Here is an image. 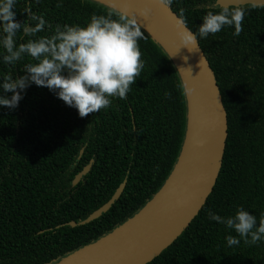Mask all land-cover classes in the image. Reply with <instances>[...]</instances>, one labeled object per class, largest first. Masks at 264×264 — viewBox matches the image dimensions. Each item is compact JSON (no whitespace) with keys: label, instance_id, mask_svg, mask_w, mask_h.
<instances>
[{"label":"trees","instance_id":"16d2710c","mask_svg":"<svg viewBox=\"0 0 264 264\" xmlns=\"http://www.w3.org/2000/svg\"><path fill=\"white\" fill-rule=\"evenodd\" d=\"M29 5L46 21L38 37H50L57 25L86 26L93 14L116 12L91 0H16L17 22L38 23L24 12ZM215 5L173 0L170 8L179 18L183 10L187 28L198 33L207 12L218 11ZM239 6L247 10L239 36L234 26H225L198 37L227 120L216 182L188 227L147 264H264V240L248 245L241 239L229 247L226 237L237 236L235 231L208 216H233L240 207L257 224L264 216V6ZM141 31L144 68L126 99L112 98L107 109L80 118L56 93L33 83L15 110L0 106V264H53L69 256L131 218L168 178L185 136L186 102L172 62ZM34 38L21 30L17 45ZM4 54L0 46V82L5 75H24L30 58L6 65ZM123 182L107 212L79 224Z\"/></svg>","mask_w":264,"mask_h":264},{"label":"clouds","instance_id":"9594fccd","mask_svg":"<svg viewBox=\"0 0 264 264\" xmlns=\"http://www.w3.org/2000/svg\"><path fill=\"white\" fill-rule=\"evenodd\" d=\"M159 3L169 9L173 0H159ZM15 5L16 0H0V46L6 53L3 62L15 65L25 57L30 58V62L24 66V75L3 77L0 82V106L15 110L23 99L21 93L33 83L56 93L67 106L77 109L80 118L107 109L112 98H127L144 68L139 41L145 35L135 15L112 11L93 14L86 26L57 25L50 37H38L37 34L45 28L44 18L33 14L29 5L24 12L28 14L29 21L38 23L32 26L17 22ZM215 6L218 11L207 12L198 33L187 28L181 10L177 19L180 48L198 52V37L215 35L225 26H234L233 34L240 35L247 10L241 6ZM149 12L150 9L145 8L140 14L147 16ZM21 30L25 36L35 38L17 45V33ZM185 91L191 92V89ZM8 93L12 95L9 97ZM165 97L171 98V93L166 92ZM208 216L210 220L235 231L237 236L226 237L229 247L238 246L241 239L248 245L264 240V216L257 224V218L243 207L238 208L233 216L221 217L212 212Z\"/></svg>","mask_w":264,"mask_h":264},{"label":"water","instance_id":"95a60500","mask_svg":"<svg viewBox=\"0 0 264 264\" xmlns=\"http://www.w3.org/2000/svg\"><path fill=\"white\" fill-rule=\"evenodd\" d=\"M91 1L116 12L135 15L141 29L166 53L182 85L187 109L186 131L177 161L157 193L113 231L53 264H147L180 236L211 193L225 148L226 113L215 75L201 47L198 52L180 48L179 17L171 8L165 9L159 0ZM227 2V6H264V0ZM145 8L150 9L147 16L140 14ZM89 168L90 165L85 166L72 184L76 185ZM124 186L125 182L121 183L104 205L79 224L89 223L107 212ZM69 225L74 227L76 223Z\"/></svg>","mask_w":264,"mask_h":264},{"label":"rangeland","instance_id":"374dc122","mask_svg":"<svg viewBox=\"0 0 264 264\" xmlns=\"http://www.w3.org/2000/svg\"><path fill=\"white\" fill-rule=\"evenodd\" d=\"M249 2H250V0H249ZM227 3H228L227 0H215V4H216V5L219 4V5L224 6V5H226Z\"/></svg>","mask_w":264,"mask_h":264}]
</instances>
